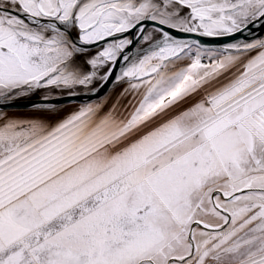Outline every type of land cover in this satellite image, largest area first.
I'll return each instance as SVG.
<instances>
[{
  "label": "snow or ice",
  "instance_id": "1",
  "mask_svg": "<svg viewBox=\"0 0 264 264\" xmlns=\"http://www.w3.org/2000/svg\"><path fill=\"white\" fill-rule=\"evenodd\" d=\"M0 264H264V0H0Z\"/></svg>",
  "mask_w": 264,
  "mask_h": 264
}]
</instances>
